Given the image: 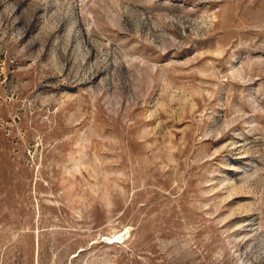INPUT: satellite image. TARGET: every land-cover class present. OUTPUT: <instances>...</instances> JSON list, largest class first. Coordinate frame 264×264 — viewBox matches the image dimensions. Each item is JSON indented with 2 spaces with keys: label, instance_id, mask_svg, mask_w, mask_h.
<instances>
[{
  "label": "rangeland",
  "instance_id": "1",
  "mask_svg": "<svg viewBox=\"0 0 264 264\" xmlns=\"http://www.w3.org/2000/svg\"><path fill=\"white\" fill-rule=\"evenodd\" d=\"M0 264H264V0H0Z\"/></svg>",
  "mask_w": 264,
  "mask_h": 264
}]
</instances>
